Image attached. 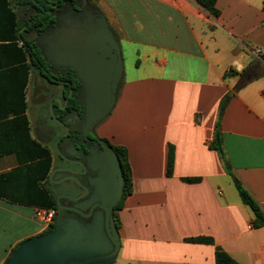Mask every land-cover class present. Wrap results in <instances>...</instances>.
I'll return each instance as SVG.
<instances>
[{
    "label": "crops",
    "instance_id": "obj_1",
    "mask_svg": "<svg viewBox=\"0 0 264 264\" xmlns=\"http://www.w3.org/2000/svg\"><path fill=\"white\" fill-rule=\"evenodd\" d=\"M79 1L106 26L122 69L112 108L94 130L125 148L131 171V193L111 228L118 251L105 264H214L215 246L238 264H264V229L252 227L235 188L264 215V75L238 90L221 117L233 178L211 147L221 99L242 73L261 70L252 53H264V0H216L218 18L194 0ZM23 22L12 0H0V176H7L0 180V264L45 230L33 219V179L39 163L50 159L53 170L55 162L53 134L33 110L43 78L19 38L36 46L43 34L52 40L55 28L35 34ZM198 237L213 245L185 242Z\"/></svg>",
    "mask_w": 264,
    "mask_h": 264
},
{
    "label": "water",
    "instance_id": "obj_2",
    "mask_svg": "<svg viewBox=\"0 0 264 264\" xmlns=\"http://www.w3.org/2000/svg\"><path fill=\"white\" fill-rule=\"evenodd\" d=\"M92 21L91 24L86 23L88 28L84 29L83 33L72 32L70 29V35H58L55 38L56 43L52 46L57 67L71 68L83 89L87 90L84 92V101L87 100L90 104L81 119L76 117V131L83 139L109 114L122 73L119 50L111 34L99 18L94 16ZM69 23L72 29L84 25L78 21ZM59 45L63 48L62 52L58 51ZM55 102L60 104L59 99ZM49 112L52 116V105L49 106ZM58 124L65 127L62 123ZM66 130L68 131V128ZM58 142L59 139L54 144L55 149ZM68 172L77 173L71 170ZM53 173L49 175V181ZM98 177L95 192L78 206L79 210L71 209L82 218H90L88 224L74 219L59 223L58 219H55L52 232L21 243L6 264H67L68 261H78L74 264L107 263L118 251V244L111 231L113 223L110 212L119 200L122 186L120 168L113 154L107 158V169L104 167ZM70 180L83 189L82 197L87 196L88 191L77 180ZM95 209L103 211L104 217L100 211L93 212ZM68 225L83 228L79 241H74V234L68 229Z\"/></svg>",
    "mask_w": 264,
    "mask_h": 264
},
{
    "label": "trees",
    "instance_id": "obj_3",
    "mask_svg": "<svg viewBox=\"0 0 264 264\" xmlns=\"http://www.w3.org/2000/svg\"><path fill=\"white\" fill-rule=\"evenodd\" d=\"M194 1L208 15H210L213 18H218L219 12L215 6L216 0H194ZM12 2H13V7L15 8V10L23 11V15H24L23 26H26L28 31L34 32L35 34H41L47 28L54 26V23H55L54 14L58 10L62 9L64 3H70L73 8H75V5L77 4V0H12ZM11 17L12 18L16 17V14L11 13ZM19 38H20V41L22 42V49L24 53L30 59L32 67L38 71L39 76L47 81L54 78L55 75L51 73L50 66L44 61L43 57L41 56V52L38 50L35 44L32 41L25 39L24 34L19 35ZM259 63L261 64V70L255 75H251L247 71L242 73L240 81L233 88V90L227 92L223 96L218 106L217 118H216V122L214 125V138H213L211 147L218 152L224 164V168L231 178H233V176L230 172V168L228 167L225 161L222 146H221V137H220V132H219L220 121H221V117L224 112V109L226 105L228 104L229 100L231 99V97L238 90H240L242 87L247 85L250 81L264 75V53H261V55L259 56ZM69 70H71L73 74L75 73L71 68ZM231 73H232V70H229L225 74V76ZM67 81L70 82L71 84L74 83V81L69 78ZM68 102H69V105H73L76 103V101L73 99H69ZM68 110L69 109L62 111L57 107V105H53L52 117H54L56 121L60 123H64V118L67 115ZM79 114L81 116L82 112H79ZM79 114L77 115L78 117H80ZM76 133L78 137L82 138L79 132L76 131ZM109 149L112 152V154L116 157V160L120 168V175L122 178L121 195L117 203L111 208V212H110V218L112 220V223L117 228L119 224L118 212L121 209L122 201L131 193V171H130V165L127 159V153H126L125 148L120 147V146L109 145ZM172 166H173V157H172V151L170 148L168 152L167 163H166V175L168 177L171 176L172 174ZM51 170H52V166H51L50 159L38 164L37 178L33 179V199H34L33 205H35L38 208L55 211L57 208L56 203H55V198L58 195V191L52 182L57 180L59 175L58 174L53 175L51 179L52 182L49 181V174ZM6 179H7V176L5 175L0 176V180H6ZM182 181L185 183H196L198 180L197 179H183ZM35 188H36V191H35ZM235 188H236V191L238 193L241 203L244 206H246L252 213V217H253L252 222H251L252 227L254 229H258V228L264 229V215L262 211L260 210V208L258 207V205L256 204V202L252 199V197L247 193V191L239 183L236 184ZM85 200H83V202ZM95 211H100L104 217L103 211L99 209H95L94 212ZM78 217L80 219H75V218H72V219L77 220L82 223L89 222V221L84 222L85 218H82L81 216H78ZM53 228H54V222L48 225L39 236H42L52 231ZM185 242L192 243V244L213 245V241L210 238H203V237L190 238V239L185 240ZM13 251L14 250H12L11 253H13ZM214 264H238V263L235 262L233 259H231L224 251H222L220 247L215 246Z\"/></svg>",
    "mask_w": 264,
    "mask_h": 264
},
{
    "label": "flooded vegetation",
    "instance_id": "obj_4",
    "mask_svg": "<svg viewBox=\"0 0 264 264\" xmlns=\"http://www.w3.org/2000/svg\"><path fill=\"white\" fill-rule=\"evenodd\" d=\"M80 4L81 2L78 0L75 8H73L70 3H64L62 9L57 12L63 11V13H66V15L64 14L65 16H67V14H73L71 16H75L80 12ZM54 20L55 25L56 14H54ZM56 74L54 78L48 81L42 79V81L54 85V88L48 89L40 85L37 96V103L40 107H48L47 110H49L50 105H52V107L53 105H57L62 111L69 109L68 111L70 113L68 117L65 116L64 123H62L68 128L67 131L66 128L60 126L58 122L55 121V118L48 112V119L53 123L51 128L48 127L49 134H53V147L56 140L59 139L57 149L54 147L55 162L52 170V172H54L53 175H59L58 179L54 181V186L58 191V195L56 196L58 200L56 201L55 198L57 207L55 210V219L56 217L63 220L72 218L80 219L78 217L79 215L74 213L71 209L79 210L78 206L83 200L88 198L90 191L85 188L86 178L98 177L100 171L104 169V167L107 169V158L111 156L112 152L109 149L110 144L96 136L89 134L85 139L78 137L76 133L78 120L76 117L79 112H82L81 103L85 98L83 86L79 83L76 74H73L69 69H60ZM68 78L72 79L74 83L71 84L68 82ZM56 99L60 100V104L55 102ZM69 99L75 100L76 103L69 105ZM40 129L39 135L41 136L44 130L43 125H41ZM68 170L77 173L71 174ZM70 178L77 180V182L88 191L87 196L82 197L84 195L83 189L77 186ZM89 219L90 218L84 219V222L89 221ZM77 262L78 261H68L67 264H74Z\"/></svg>",
    "mask_w": 264,
    "mask_h": 264
},
{
    "label": "rangeland",
    "instance_id": "obj_5",
    "mask_svg": "<svg viewBox=\"0 0 264 264\" xmlns=\"http://www.w3.org/2000/svg\"><path fill=\"white\" fill-rule=\"evenodd\" d=\"M77 3H78V0H77ZM84 2H81V4H80V12H78V14L76 15V19H73L72 18V22H74V21H78L80 24L82 23V24H84V25H81L78 29H72L70 26V23L69 22H67L68 21V19L66 18V13H63V11H60V12H57V13H55L56 14V19H57V21H56V24L54 25V27L56 28L55 30L57 31V33H56V31H54V33H52L51 31H49V32H51V33H48V36H52L53 38H52V40L51 39H46V37H45V34H43L41 37H39L37 40H36V46H37V48L39 49V51L41 52V55H42V57H43V59H44V61L46 62V63H48V65L50 66V71H51V73L53 74V75H57L56 73L60 70V68L61 67H57V65H56V61H55V59H54V55H53V50H52V46H54V44L56 43V41H55V38L58 36V35H62V36H68V35H70V33H69V31H70V29H71V31L72 32H79V33H83L85 30L84 29H87L88 28V25L86 26V23L87 24H91L93 21H92V19L94 18V11H93V8H92V5H90V4H88V6L86 7V8H84ZM66 12V11H65ZM65 14V15H64ZM68 15V14H67ZM73 15V14H72ZM85 27V28H84ZM51 34V35H50ZM47 36V35H46ZM48 38V37H47ZM54 43V44H53ZM61 45H59V49H58V51H61L62 52V50H63V48L62 47H60ZM62 48V49H61ZM130 68V66H129V64H128V62L125 60V62H124V69L126 70V71H128V69ZM40 82V85L41 86H44V87H46V88H48V89H53L54 88V85H52V84H48L47 82H45V81H42V80H40L39 81ZM83 91L85 92H87V90L86 89H83ZM90 104V102L89 101H83L82 103H81V105H82V107H81V111H82V114H81V116H80V119H81V117H83V115H84V113H85V111H86V108H87V106ZM33 110L35 111V112H37V115H39L41 112V115L43 116L42 118H44L45 117V120H46V124L51 128L52 126H53V123H52V121H50L49 119H48V116H47V114H46V111H45V107H40V105H38V106H36V107H33ZM49 114H50V112H49ZM70 113H69V111H68V113H67V115H66V117H68V115H69ZM51 115V114H50ZM65 117V118H66ZM41 119H39V118H37V121H40ZM69 120V119H68ZM67 120V121H68ZM101 124V123H100ZM78 127V126H77ZM94 130H95V127L92 129V132H91V135H93V136H95L94 134ZM102 177V176H101ZM99 179V177H87L86 178V185H85V188L88 190V191H90V194H89V196H88V198L93 194V192H95V189H96V181ZM56 219H58V222L59 223H61V222H63L64 220L63 219H61V218H57L56 217ZM89 222H90V220H89ZM88 222V223H89ZM87 223V224H88ZM71 229V232L74 234V241H79L80 239H81V234H83L82 232H83V228H79V227H76V226H74V225H68V229ZM50 232H52V231H50ZM50 232H48V233H46V234H44V235H47V234H49ZM43 236V235H42ZM41 237V236H40ZM51 244H53V241H52V243ZM73 244H75L74 242H73Z\"/></svg>",
    "mask_w": 264,
    "mask_h": 264
},
{
    "label": "built area",
    "instance_id": "obj_6",
    "mask_svg": "<svg viewBox=\"0 0 264 264\" xmlns=\"http://www.w3.org/2000/svg\"><path fill=\"white\" fill-rule=\"evenodd\" d=\"M261 53L262 52L260 50H254L252 54L256 57H259ZM33 219L41 226L47 227L48 225L54 222L55 211L42 209V208H36L33 211Z\"/></svg>",
    "mask_w": 264,
    "mask_h": 264
}]
</instances>
